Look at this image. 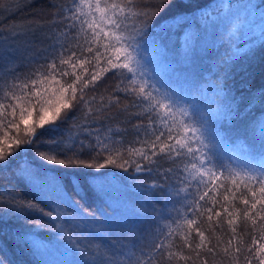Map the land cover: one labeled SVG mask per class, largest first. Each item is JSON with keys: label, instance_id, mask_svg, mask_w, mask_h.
Listing matches in <instances>:
<instances>
[{"label": "snow or ice", "instance_id": "1", "mask_svg": "<svg viewBox=\"0 0 264 264\" xmlns=\"http://www.w3.org/2000/svg\"><path fill=\"white\" fill-rule=\"evenodd\" d=\"M9 7L0 0V8ZM189 9L186 0L154 5L72 0L68 6L61 3L47 25L14 26L5 34L7 21L0 22V171L44 135L71 124L63 139L53 138L47 152H36L38 159L64 172L49 177L30 165L22 168L18 182L40 196L0 192V223L8 216L55 233L56 242L82 264H209L215 257L219 264H264V152L256 164L225 163L217 127L259 108L254 123L264 139V83L253 87L249 71L257 47L264 48V33L258 45L253 38L229 50L215 77V107L202 105L199 90L189 98L184 89L156 77L144 56L149 45L158 47L170 32L210 22L209 13L197 17ZM111 79H117L111 91L98 96ZM113 108L132 118L131 132L122 130L132 140L116 141L95 127ZM34 113L36 121L30 124ZM81 132L84 139H79ZM110 166L153 180L139 185L151 214L145 210L138 223H123L115 210L113 215L91 211L73 198L104 192L110 181L100 170ZM205 216L208 222L224 217L217 226L226 222L229 238L217 237L211 244L201 230ZM241 217L246 232L233 226ZM22 236L14 235L17 243ZM0 264H7L3 256Z\"/></svg>", "mask_w": 264, "mask_h": 264}, {"label": "trees", "instance_id": "2", "mask_svg": "<svg viewBox=\"0 0 264 264\" xmlns=\"http://www.w3.org/2000/svg\"><path fill=\"white\" fill-rule=\"evenodd\" d=\"M139 2L142 5H154L158 4L159 0H139ZM186 2L190 3L189 10L194 11L197 17L204 15L201 12L209 13L210 22L207 25L201 22L199 29L193 27L189 30L181 29L170 32L168 38L159 43L158 47L149 45L144 56L149 70L156 77L170 81L177 88L184 89V94L189 95V98L195 90H199L202 105L215 107L212 102L217 95L214 82L219 62L230 49L243 45L246 40L251 42V39L255 38L257 45L259 44L261 35L264 33V4L262 0H186ZM7 3L11 7L6 11L0 8V13H2L0 22L7 21L3 24L5 34L10 27L14 26L47 25L59 5L63 3L68 6L72 0H7ZM197 9L200 11H196ZM246 9L256 11V17L249 18L247 15H242L241 10L245 13ZM159 19L160 17L156 22ZM237 25L239 28L234 31ZM192 33L195 34L194 40L191 39ZM152 38L155 39V34ZM189 71L191 73H187ZM249 71L252 73L253 87L264 83V48L257 47L256 56L251 62ZM116 83L117 79L108 80L97 95H106ZM229 83L232 82L229 81ZM259 112L260 109L257 108L235 122L220 121L217 123L221 137L218 151L220 159L225 163H234L239 167L260 161V155L264 152V139L261 137L259 127L254 123ZM98 119L100 122L95 127L101 130L102 135H109L116 141L122 138L125 141L133 139L132 135H124L122 131L127 128L131 132L132 123L129 121L132 118L122 114L118 109L113 108L107 114V118L102 115ZM76 122H80L79 116ZM109 128L112 131H107ZM70 129L71 124H66L60 132L44 135L36 147H30L26 152L22 151L10 168L0 171V192L7 190L18 192L26 198H31L33 195L39 197L40 193L36 189L29 191L31 185L25 187L24 183L18 182L16 174L30 165L32 169H38L49 177H58L64 169L60 168L61 166H57L58 169L46 166L40 159L36 162V152H47L50 147H53L51 144L53 138L63 139ZM85 136L86 133L81 132L79 139H84ZM47 169L51 170L46 171ZM100 171L107 173L105 180L110 181L105 184V191L99 192L98 190L97 194L89 192L82 200L73 194L74 199L80 200V203L89 210L98 213L113 215L115 210L116 216L125 224L129 221L138 223L144 217L145 210L147 214H151V209L148 207L149 198H146L144 191L139 187L141 184L148 185L153 182L147 174H136L131 169L126 173L120 168L111 166ZM137 175H143L146 178L136 180ZM176 208L183 211L180 204H176ZM103 218L102 216L101 219ZM4 219L6 222L0 223V256L5 258L7 264H82L81 258L66 245L56 242L55 233L35 229L30 222L15 218L9 219L8 216ZM221 221H224V217L214 216L213 220L208 222L205 216L201 221V230L204 231L211 244L218 242L217 237L223 240L229 238L230 226L224 222L222 227H218L217 224ZM233 226L237 227L238 232L248 230V225L242 217ZM17 233L23 234L20 243L14 239ZM193 239L198 242V237L195 235ZM24 240H28L29 243L25 244ZM32 240L42 242L48 247L37 248L31 243ZM244 240L246 243L247 236H244ZM214 261L215 264H219L220 257L210 258L209 264H213Z\"/></svg>", "mask_w": 264, "mask_h": 264}, {"label": "rangeland", "instance_id": "3", "mask_svg": "<svg viewBox=\"0 0 264 264\" xmlns=\"http://www.w3.org/2000/svg\"><path fill=\"white\" fill-rule=\"evenodd\" d=\"M251 15H252V14H251ZM187 73H191V72L189 71V72H187ZM162 77H163V76H162ZM35 121H36V114L34 113V114H33V121H30V124H31L32 122H35ZM2 134H3L2 131H0V135H2ZM35 161L37 162V161H39V159L36 158ZM43 163H45L46 166H49V167H52V168L54 167L55 169H58V168H56V167H57L56 165H50V164H47V163L44 162V161H43ZM60 168H62V167H60ZM62 169H63V168H62Z\"/></svg>", "mask_w": 264, "mask_h": 264}, {"label": "bare ground", "instance_id": "4", "mask_svg": "<svg viewBox=\"0 0 264 264\" xmlns=\"http://www.w3.org/2000/svg\"><path fill=\"white\" fill-rule=\"evenodd\" d=\"M241 12L243 13L242 15H247L249 18H253V16H255L256 15V11H254V10H248V9H246V11H245V13H244V11L243 10H241ZM240 12V13H241ZM252 14V15H251ZM256 17V16H255Z\"/></svg>", "mask_w": 264, "mask_h": 264}]
</instances>
